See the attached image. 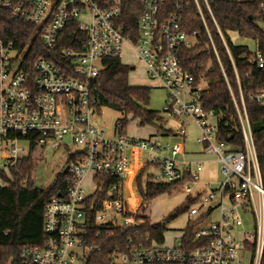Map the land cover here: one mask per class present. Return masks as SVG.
<instances>
[{
  "label": "built area",
  "instance_id": "built-area-1",
  "mask_svg": "<svg viewBox=\"0 0 264 264\" xmlns=\"http://www.w3.org/2000/svg\"><path fill=\"white\" fill-rule=\"evenodd\" d=\"M217 1L257 3L263 18L258 25L264 29V0ZM203 6L235 67L208 0H141L135 26L125 22V0H0V12L31 28L32 34L19 47L0 31V181L2 175L12 179L11 171L38 147L54 151L65 147L70 157L65 196L47 204L45 242L23 252L25 263L241 264L249 254L251 264H264V172L244 97L241 94L240 104L233 98L243 136V148L238 150L219 142L218 116L203 104L208 80L195 77L184 67V52L199 47L207 48L222 67ZM191 7L197 8L204 31L185 30V10ZM62 42L70 47L57 52ZM35 43L48 57H39L30 65L28 57ZM254 43V53L247 47L252 54L249 61L264 70V53ZM125 49L141 62L149 80L168 94L164 113L178 122L192 119L198 126V142L203 153L215 155L220 181L202 179L203 161L178 162L183 145L161 148L154 142L130 140L119 126L113 135L96 128L101 110L92 81L107 68L108 59L120 60L134 71L135 66L123 62ZM250 100L264 105V91ZM187 132L182 123L176 136L185 138ZM141 152L154 156L151 165L160 173L154 183L179 185L191 196L188 227L174 247L155 242L143 247L129 239L126 245L97 257L99 249L88 244L87 232L89 212L97 203L90 199L104 191L96 178L114 182L93 216L91 228L97 230V237L101 229L139 231L143 222L129 207L125 184L131 157ZM90 176L94 191L87 194L84 183ZM108 205L123 223L107 217Z\"/></svg>",
  "mask_w": 264,
  "mask_h": 264
},
{
  "label": "trees",
  "instance_id": "trees-1",
  "mask_svg": "<svg viewBox=\"0 0 264 264\" xmlns=\"http://www.w3.org/2000/svg\"><path fill=\"white\" fill-rule=\"evenodd\" d=\"M212 15L223 35L227 32L238 33L241 37L257 42L259 50L264 53V29L258 23L263 21L257 3H229L217 0H208ZM141 0H125V22L132 26L139 21V8ZM136 9L135 16L130 11ZM204 18L215 40L222 67L216 57L205 47L184 52V67L195 77L205 78L209 82L208 90L204 92L203 104L207 110L214 111L219 119V142L232 145L235 149L243 148V136L237 117L233 98L238 104L241 94L245 100L253 139L264 172V105L250 100V97L264 91V70L251 64L252 54L247 47H234L229 45L234 59L233 66L224 45L218 35L212 16L203 6ZM185 30L188 33L204 31L203 22L197 8L185 10ZM0 31L8 40H13L17 46L23 47L32 37L31 28L14 21L5 13L0 12ZM73 29L69 28L68 33ZM126 33V31H124ZM204 39H207L204 37ZM227 41V40H226ZM35 43L30 51V65L39 57H48L45 49H37ZM70 47L68 43H60L57 52ZM41 48V46H40ZM248 58H244V55ZM107 68L92 81L93 95L98 100L100 110L109 109L121 113L125 118L117 122L122 134L132 120H141L142 125L162 126L164 118L159 112L150 109L151 90L149 88H136L129 85L131 69L122 64L120 60H105ZM235 68L237 74L235 72ZM238 75V76H237ZM241 87V88H240ZM137 177V190L140 195L141 206L137 211V219L143 225L137 232L125 229L103 230L97 237V230L91 228L93 216L99 209L101 202L107 198L105 193L112 180L96 178L102 193L91 197V202H97L92 212H89V228H87L89 242L92 247L99 250L95 256L108 255L118 246H124L129 239L143 247H151L155 242L158 245L165 243L163 225H153L143 216L151 201L167 193L176 184L154 183L155 177L148 176L143 185L142 177L149 167L146 165ZM36 163L32 156L19 162L11 171L12 179L2 175L3 185L0 186V264H27L22 259L23 252L30 247L42 246L45 242L43 232L45 211L52 198L65 196L67 189V175L61 173L48 189L35 188L33 174ZM189 209V206L185 211ZM175 219L174 217L170 218ZM109 234V235H108ZM98 264V263H94Z\"/></svg>",
  "mask_w": 264,
  "mask_h": 264
},
{
  "label": "rangeland",
  "instance_id": "rangeland-1",
  "mask_svg": "<svg viewBox=\"0 0 264 264\" xmlns=\"http://www.w3.org/2000/svg\"><path fill=\"white\" fill-rule=\"evenodd\" d=\"M224 37L229 45L234 47H248L253 53L256 51V44L241 37L238 33L227 32L224 34ZM123 62L136 67L134 71H130L129 73V85L136 88H149L151 90L150 109L152 111L159 112L164 118V123L161 127L142 125L141 120L139 119L132 120L125 130L126 137L135 142H154L161 148L168 145L173 146L175 144L183 145L184 155L177 157L178 162L183 160L203 161L208 165L205 168L206 176L204 177L202 174V179L212 182L215 178V180L217 179L220 181L219 167L218 164L215 163L216 157L213 154L203 153L202 146L198 142L201 133L195 122L192 119L186 118L178 122L171 119L164 113V108L168 103V94L164 90L157 88L156 84L149 80L143 65L129 49H125ZM124 118L125 116L121 113L109 109H102L99 119L94 123L99 131H104L109 135H113L117 122L123 120ZM182 123H185L188 129L185 138L175 136V133L180 130ZM141 153L142 154H139L138 156V161H134V159L132 160V166L134 167L130 171V176L125 184V194L128 201H131L132 194L135 196L136 200L133 202L131 209L136 212L141 206L137 183L134 179L138 166H149L142 177L143 185L145 184L148 176H154L155 178L160 176L159 171L151 165L154 156H149L143 152ZM32 158L36 163V169L33 174V182L35 188L40 190L50 188V186L56 181L57 176L63 173L70 163L68 150L65 147L55 151L46 147H38L32 155ZM2 185L3 182L0 181V186ZM84 188L87 194L93 193L94 183L92 176L87 178L84 183ZM196 189H198V187ZM190 202L191 196L185 194L182 187L177 185L168 190L167 193L151 201V203L145 207L146 211L143 216L147 218L151 224L163 225L164 222L168 221V223L164 225L165 247H174L177 245L179 239L188 227L190 218L189 214L185 210L190 205ZM106 211V214L109 215L107 217H109L110 220L115 219L119 223L124 222L120 216L113 215L111 213L112 207L110 205L107 206ZM171 217H174L175 219L171 220ZM249 230H253L252 226L249 227ZM251 262L252 256L249 254L245 255L241 260V264H251Z\"/></svg>",
  "mask_w": 264,
  "mask_h": 264
},
{
  "label": "crops",
  "instance_id": "crops-1",
  "mask_svg": "<svg viewBox=\"0 0 264 264\" xmlns=\"http://www.w3.org/2000/svg\"><path fill=\"white\" fill-rule=\"evenodd\" d=\"M175 136H176V133H175ZM184 155V154H183ZM138 153H136L134 156H132L131 157V164H130V169H129V174L131 173L130 171L132 170V160L134 159V161H138ZM183 161H185V160H183ZM208 164L206 163V165H205V168H206V166H207ZM145 166H143V167H141L140 165L138 166V168H137V171H136V174H135V176H134V179H135V182H137V177H138V174H139V172L144 168ZM205 168H204V171H203V176L205 177L206 175H205ZM128 174V178H129V175ZM208 181V180H207ZM215 182V181H218L217 179L215 180V178H214V180H212V182Z\"/></svg>",
  "mask_w": 264,
  "mask_h": 264
},
{
  "label": "bare ground",
  "instance_id": "bare-ground-1",
  "mask_svg": "<svg viewBox=\"0 0 264 264\" xmlns=\"http://www.w3.org/2000/svg\"><path fill=\"white\" fill-rule=\"evenodd\" d=\"M133 167H134V166H133ZM133 167H132V168H133ZM135 200H136V199H135V196H134V194H132V195H131V201H128V204H129L130 209H131V207H132L133 202H135Z\"/></svg>",
  "mask_w": 264,
  "mask_h": 264
},
{
  "label": "water",
  "instance_id": "water-1",
  "mask_svg": "<svg viewBox=\"0 0 264 264\" xmlns=\"http://www.w3.org/2000/svg\"><path fill=\"white\" fill-rule=\"evenodd\" d=\"M132 70H133V68H132ZM68 172V167L64 170V174H66Z\"/></svg>",
  "mask_w": 264,
  "mask_h": 264
}]
</instances>
